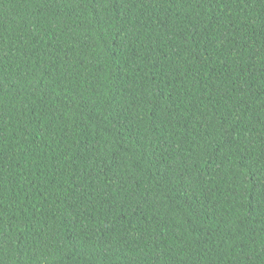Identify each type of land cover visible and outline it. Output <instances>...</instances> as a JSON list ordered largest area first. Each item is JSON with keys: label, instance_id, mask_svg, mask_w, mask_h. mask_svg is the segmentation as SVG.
<instances>
[{"label": "trees", "instance_id": "trees-1", "mask_svg": "<svg viewBox=\"0 0 264 264\" xmlns=\"http://www.w3.org/2000/svg\"><path fill=\"white\" fill-rule=\"evenodd\" d=\"M0 264H264V0H0Z\"/></svg>", "mask_w": 264, "mask_h": 264}]
</instances>
